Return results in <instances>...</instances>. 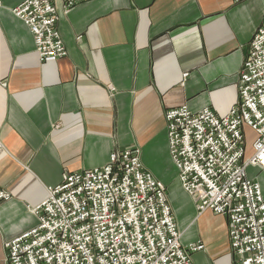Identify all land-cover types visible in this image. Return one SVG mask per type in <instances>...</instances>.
I'll return each instance as SVG.
<instances>
[{"label": "crops", "instance_id": "1", "mask_svg": "<svg viewBox=\"0 0 264 264\" xmlns=\"http://www.w3.org/2000/svg\"><path fill=\"white\" fill-rule=\"evenodd\" d=\"M22 1L0 5V264L63 174L104 167L125 150L164 185L180 243L203 246L192 264H236L227 219L198 215L180 187L164 115L229 112L264 0H87L67 12L53 0L66 55L45 63L11 12ZM252 153L246 147L245 160ZM246 175L264 197V172L249 165Z\"/></svg>", "mask_w": 264, "mask_h": 264}, {"label": "built area", "instance_id": "2", "mask_svg": "<svg viewBox=\"0 0 264 264\" xmlns=\"http://www.w3.org/2000/svg\"><path fill=\"white\" fill-rule=\"evenodd\" d=\"M61 1L67 12L87 0ZM11 12L32 34L41 63L65 57L53 0H23ZM237 91L224 117L208 108L167 110L168 153L196 213L227 219L236 264H264V197L246 175L249 165L264 172V15L248 44ZM245 128L254 135L246 160ZM46 193L31 209L37 225L5 243L6 264H192V254L203 250L180 243L166 189L136 150L112 153L101 168L63 174Z\"/></svg>", "mask_w": 264, "mask_h": 264}, {"label": "rangeland", "instance_id": "3", "mask_svg": "<svg viewBox=\"0 0 264 264\" xmlns=\"http://www.w3.org/2000/svg\"><path fill=\"white\" fill-rule=\"evenodd\" d=\"M252 142H253V135L247 132L246 133V147L247 148L251 147Z\"/></svg>", "mask_w": 264, "mask_h": 264}, {"label": "trees", "instance_id": "4", "mask_svg": "<svg viewBox=\"0 0 264 264\" xmlns=\"http://www.w3.org/2000/svg\"><path fill=\"white\" fill-rule=\"evenodd\" d=\"M245 132V131H244ZM245 136H246V134H245Z\"/></svg>", "mask_w": 264, "mask_h": 264}]
</instances>
